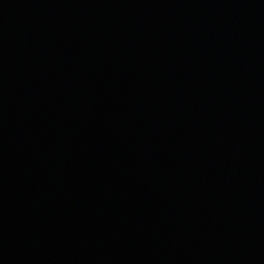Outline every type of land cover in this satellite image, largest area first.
Masks as SVG:
<instances>
[{
    "label": "water",
    "instance_id": "1",
    "mask_svg": "<svg viewBox=\"0 0 264 264\" xmlns=\"http://www.w3.org/2000/svg\"><path fill=\"white\" fill-rule=\"evenodd\" d=\"M0 264H264V0H0Z\"/></svg>",
    "mask_w": 264,
    "mask_h": 264
}]
</instances>
